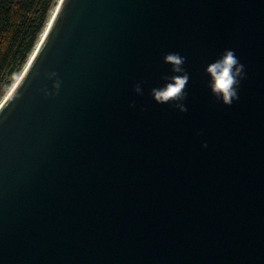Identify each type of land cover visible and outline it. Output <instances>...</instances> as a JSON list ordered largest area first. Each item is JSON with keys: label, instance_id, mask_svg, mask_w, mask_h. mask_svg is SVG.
I'll return each mask as SVG.
<instances>
[{"label": "water", "instance_id": "obj_1", "mask_svg": "<svg viewBox=\"0 0 264 264\" xmlns=\"http://www.w3.org/2000/svg\"><path fill=\"white\" fill-rule=\"evenodd\" d=\"M168 52L185 113L149 94ZM0 264H264V0H62L0 107Z\"/></svg>", "mask_w": 264, "mask_h": 264}, {"label": "clouds", "instance_id": "obj_2", "mask_svg": "<svg viewBox=\"0 0 264 264\" xmlns=\"http://www.w3.org/2000/svg\"><path fill=\"white\" fill-rule=\"evenodd\" d=\"M162 62L170 66L172 75H163L161 79L164 81L160 87L150 89V96L156 104L171 105L180 113L187 112L184 101L187 98V84L189 82V74L185 71L184 64L186 57L178 52H168L162 56ZM204 74L207 76V88L214 101L222 103L224 106H231L232 103L239 99L238 89L240 82L245 79L244 65L241 64L233 50H224L220 56L214 61L207 64L204 68ZM39 76V72L33 73ZM47 78L57 77L56 72L46 74ZM60 81L55 79L52 84L53 91L50 93L47 89H42L45 97L55 95L59 90ZM132 91L138 95H143L141 82L133 85ZM135 103L129 104L130 108L135 107ZM199 134V133H197ZM201 147H207L202 144Z\"/></svg>", "mask_w": 264, "mask_h": 264}, {"label": "trees", "instance_id": "obj_3", "mask_svg": "<svg viewBox=\"0 0 264 264\" xmlns=\"http://www.w3.org/2000/svg\"><path fill=\"white\" fill-rule=\"evenodd\" d=\"M56 2L0 0V86L6 92L36 48Z\"/></svg>", "mask_w": 264, "mask_h": 264}, {"label": "bare ground", "instance_id": "obj_4", "mask_svg": "<svg viewBox=\"0 0 264 264\" xmlns=\"http://www.w3.org/2000/svg\"><path fill=\"white\" fill-rule=\"evenodd\" d=\"M61 2H62V0H57L56 6L54 7V9H53V11H52V13H51L50 18H49V20L47 21V24H46V26H45V28H44V30H43V33H42V35H41V37H40V40L38 41V44H37L36 48L34 49L33 53L31 54V56H30V58H29V60H28V62H27V64H26V66L24 67V69H23V71L21 72V74H20L19 77L16 79V81L14 82V84H13V86L10 88V90L7 92V94L5 95V97H4V99L2 100V102H0V107H1V106L4 104V102L9 98L11 92L14 90V88L17 86L18 82L21 80V75H22V73L24 72V70L26 69L28 63H29L30 60L32 59L33 54H34L35 50L37 49L38 45H39V44L41 43V41L43 40L44 35L46 34V32H47L49 26L51 25L53 19L55 18L56 14H57V11H58V9H59V7H60V5H61Z\"/></svg>", "mask_w": 264, "mask_h": 264}, {"label": "rangeland", "instance_id": "obj_5", "mask_svg": "<svg viewBox=\"0 0 264 264\" xmlns=\"http://www.w3.org/2000/svg\"><path fill=\"white\" fill-rule=\"evenodd\" d=\"M57 3V2H56ZM56 6V5H55ZM54 6V7H55ZM54 9V8H53ZM53 9H52V11H53ZM52 11H51V13H52ZM51 13H50V16H51ZM50 16H49V18H50ZM49 20V19H48ZM30 57V56H29ZM25 66H26V64H25ZM25 66H23V68H22V70H21V72L23 71V69H24V67ZM21 72L20 73H17V75L15 76V79H14V82L16 81V79L19 77V75L21 74ZM14 82H13V84H14ZM9 91V90H8ZM7 91V92H8ZM7 92H6V90L4 89V87L3 86H0V102H2V100L4 99V97H5V95L7 94Z\"/></svg>", "mask_w": 264, "mask_h": 264}]
</instances>
